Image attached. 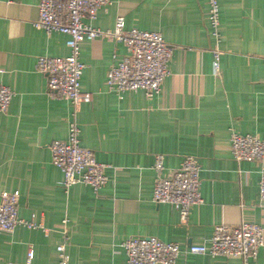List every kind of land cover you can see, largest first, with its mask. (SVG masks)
<instances>
[{
  "label": "crops",
  "instance_id": "crops-1",
  "mask_svg": "<svg viewBox=\"0 0 264 264\" xmlns=\"http://www.w3.org/2000/svg\"><path fill=\"white\" fill-rule=\"evenodd\" d=\"M85 23L112 31L118 17L126 28L159 32L173 47L159 95L110 92V67L126 55L111 38L85 41L83 92L92 102L76 108L55 99L40 57H66L68 36L35 27L40 0H0V85L13 97L0 112V193L19 192L18 217L39 228L17 226L0 235V264H59L57 246L68 220L69 264H126L123 243L154 237L184 252L212 238L220 225L243 221L264 230L259 186L264 161H237L231 134L264 141V0H219L221 77L213 75V41L206 28L207 0H110ZM81 129V146L105 166L107 184L99 195L79 184L66 191L52 163L51 146L66 141L69 122ZM165 172L186 156L197 158L203 204L185 223L168 204L152 201L155 157ZM32 253L29 262L28 256ZM177 264H244L240 258L182 254ZM250 264H264V246Z\"/></svg>",
  "mask_w": 264,
  "mask_h": 264
},
{
  "label": "built area",
  "instance_id": "built-area-1",
  "mask_svg": "<svg viewBox=\"0 0 264 264\" xmlns=\"http://www.w3.org/2000/svg\"><path fill=\"white\" fill-rule=\"evenodd\" d=\"M110 0H40L39 17L35 27L47 35L61 33L68 36L66 57H40L38 71L47 77L48 91L55 99L70 101L76 108L92 102L93 95L83 92L81 79L85 65L81 62V45L85 41L111 38L123 43L126 55L110 67L106 85L110 92L127 93L143 91L151 99L159 95L164 81L170 76L169 65L173 57V47L168 45L162 34L137 28L127 29L124 17H118L112 31H102L85 23L95 20L99 10L110 4ZM208 15L206 28L213 41V75L221 77L219 50L220 4L219 0H207ZM14 93L0 85V112L5 113ZM81 129L76 120L69 122L66 141H55L51 146L52 163L63 174L62 187L68 191L79 184L90 186L99 195L107 184L105 166L97 162L95 153L81 146ZM231 152L237 161H264V141L253 135L231 134ZM164 155L155 157L153 171L157 174L152 201L174 207L181 222L188 219L192 207L203 204L201 195V170L197 158L186 156L180 167L169 176H164ZM260 202L264 206V166L259 186ZM19 192L0 193V235L11 233L21 225L28 229L41 226L35 221H25L18 217ZM68 220L63 221V242L57 246L59 264H69ZM264 246V230L259 225L243 221L239 226L220 225L212 238L200 245H191L182 251L177 243H165L154 237H134L123 243L126 264H177L182 254L208 255L228 259L240 258L244 264L256 260ZM32 259L29 253L28 261Z\"/></svg>",
  "mask_w": 264,
  "mask_h": 264
}]
</instances>
